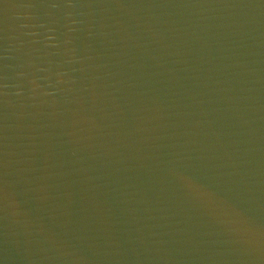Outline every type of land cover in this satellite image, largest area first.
Here are the masks:
<instances>
[{
    "label": "water",
    "instance_id": "obj_1",
    "mask_svg": "<svg viewBox=\"0 0 264 264\" xmlns=\"http://www.w3.org/2000/svg\"><path fill=\"white\" fill-rule=\"evenodd\" d=\"M0 264H264V0H0Z\"/></svg>",
    "mask_w": 264,
    "mask_h": 264
}]
</instances>
